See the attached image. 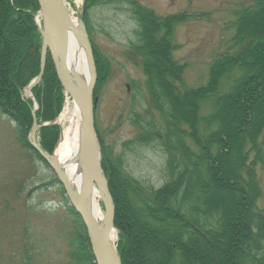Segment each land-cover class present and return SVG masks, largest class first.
I'll use <instances>...</instances> for the list:
<instances>
[{
    "label": "trees",
    "instance_id": "16d2710c",
    "mask_svg": "<svg viewBox=\"0 0 264 264\" xmlns=\"http://www.w3.org/2000/svg\"><path fill=\"white\" fill-rule=\"evenodd\" d=\"M110 2L125 3L136 25L135 40L127 44L124 56L142 71L147 101L144 116L136 113L141 121L132 123L139 134L123 147L148 141L165 155L164 182L158 188L145 187L125 172L120 156L98 137L120 263L264 264V215L257 207V168L264 163V0H251L235 11L226 50L212 59L205 85L195 88L184 84L186 65L173 57L172 36L177 25L205 14L159 17L137 0H86L88 34L91 7ZM38 10L37 0H0V115L15 124V140L28 157L43 161L28 134L35 121L36 144L52 152L59 134L53 121L64 90L47 53L41 79L31 89L37 110L22 97L23 88L41 69L42 36L34 18ZM92 51L97 76L103 77L105 63L94 46ZM232 149L237 150L233 155ZM238 152L242 159L236 162ZM198 174L204 184H218L220 189L214 187L222 194L216 198L228 197L227 215L223 201L211 197L203 202L196 196L197 190L207 192L203 184L196 185ZM25 207V213L33 209L31 202ZM49 235L50 246L62 249L60 264H96L84 224L72 206L63 207ZM14 236L19 244L10 264H34L38 249L30 221Z\"/></svg>",
    "mask_w": 264,
    "mask_h": 264
},
{
    "label": "rangeland",
    "instance_id": "374dc122",
    "mask_svg": "<svg viewBox=\"0 0 264 264\" xmlns=\"http://www.w3.org/2000/svg\"><path fill=\"white\" fill-rule=\"evenodd\" d=\"M82 1L63 0L72 18L79 19ZM137 1L159 17L180 12L205 14L201 20L193 19L177 25L172 36L176 46L173 57L180 64L186 65L183 81L190 88L205 85L209 64L213 58L224 52L229 44L233 34L229 24L234 20L235 11L251 3V0ZM126 8L125 3L110 2L93 6L88 12L89 34L87 30L86 32L89 42L90 38L92 39L91 50L94 46L98 57L101 58L100 61L105 63L103 77L97 76L92 51L96 71L92 94L94 126L97 138H101L103 145L108 147L113 155L120 156L123 168L131 178L145 187L158 188L165 179L164 153L154 143L148 141H144L145 144L123 147L124 142L133 140L139 134L132 123L135 120L141 121L147 105L144 98L143 73L124 56L127 44L135 40L134 32L137 29ZM37 13L34 17L35 22L41 28V21L39 20V24L36 21ZM159 55L158 61L162 63L164 56L160 50ZM28 84L22 90V97L31 100L34 109L37 103L31 91L29 97L24 95ZM136 85H139L140 91ZM65 104L72 107V100L64 92L60 113L53 121L59 132L61 127L59 119ZM136 113L142 117L137 119ZM14 126L12 121L0 115V264H10L11 254L19 244L14 234L19 233V229L26 221H30L32 235L37 240L38 251L34 264H60L62 249L58 246L55 251L50 246L49 234L61 220L63 207L70 204L51 167L48 164L47 167L44 160L28 157L20 148L12 132ZM37 139L35 137L36 141ZM240 140L237 139L236 142L239 143ZM236 151L232 149V155ZM257 176L261 188L257 207L264 215V163L257 168ZM212 183L220 189L217 183ZM41 184L44 186L35 190ZM202 184L204 186V181ZM223 198L228 199L225 196ZM210 200L214 202V199ZM29 202L33 209L29 211L30 213H25V205ZM100 206L104 211L101 201ZM116 241L117 237L115 243Z\"/></svg>",
    "mask_w": 264,
    "mask_h": 264
},
{
    "label": "water",
    "instance_id": "95a60500",
    "mask_svg": "<svg viewBox=\"0 0 264 264\" xmlns=\"http://www.w3.org/2000/svg\"><path fill=\"white\" fill-rule=\"evenodd\" d=\"M37 2L39 5L37 16L41 20L39 31L42 36L41 70L39 75L26 88L30 93L31 89L40 81L44 66V56L48 53L58 82L65 94L78 107L82 116L84 175L79 192L72 191L68 181L50 165L47 154L35 143V132L37 130L35 121L30 129L28 141L51 167L58 183L62 186L69 204L80 216L87 232L95 263L121 264L115 247L110 244V235L114 230V206L108 190L107 180L100 166V146L94 126L92 94L96 82V71L85 27L86 0L82 1L77 27L72 24L70 16L61 0H37ZM69 30L74 34L85 52L89 71L88 81L85 85L82 83L74 85L68 75L65 55ZM35 110H37L36 104L33 112ZM92 185H95L97 188L106 215V222L101 227L96 226L87 207L86 192Z\"/></svg>",
    "mask_w": 264,
    "mask_h": 264
},
{
    "label": "bare ground",
    "instance_id": "6f19581e",
    "mask_svg": "<svg viewBox=\"0 0 264 264\" xmlns=\"http://www.w3.org/2000/svg\"><path fill=\"white\" fill-rule=\"evenodd\" d=\"M62 4L63 3V0ZM65 7V6H64ZM67 11V10H66ZM68 12V11H67ZM69 14V13H68ZM70 16V15H69ZM72 24L77 27L78 20L70 16ZM40 17H36V21L39 24ZM66 68L68 75L72 83L75 85L77 83L86 84L89 77L88 65L86 61V56L82 45L77 41L74 34L69 30L67 37V50L65 55ZM24 95L29 97L30 93L26 88L24 90ZM217 117V116H215ZM59 122H61L59 136L54 146L53 151L47 154V159L50 165L61 174V176L68 181L72 191L79 192L84 175V158H83V130H82V116L78 107L72 102V107L70 108L68 104H65L63 111L60 116ZM223 127L226 125L224 119L221 120ZM258 123L256 121L253 125ZM254 126H252L253 130ZM243 133L248 134L247 130ZM236 162L242 159V155L238 152L236 155ZM201 176L197 175L195 183L196 185H201ZM204 188L207 189L206 193L202 190L196 191V196L203 202H206L209 198L213 197L217 201H223V205L226 208V200L222 198H216L217 195L222 194V191L216 190L211 182L204 184ZM228 195H233L231 191H227ZM224 193V192H223ZM86 200L88 211L94 220L96 226L101 227L106 222V215L100 206V197L95 185L89 187L86 192ZM227 215V208L225 209ZM117 233L115 229L110 235V244L114 246ZM218 249L222 247L221 244L216 243ZM192 256H195L192 254Z\"/></svg>",
    "mask_w": 264,
    "mask_h": 264
}]
</instances>
